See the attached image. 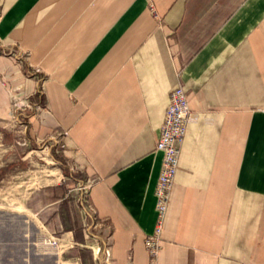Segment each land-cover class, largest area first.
<instances>
[{"label": "crops", "instance_id": "crops-1", "mask_svg": "<svg viewBox=\"0 0 264 264\" xmlns=\"http://www.w3.org/2000/svg\"><path fill=\"white\" fill-rule=\"evenodd\" d=\"M178 84L191 114L156 264H264V0H0V120L27 97L25 140L96 178L90 230L69 190L26 208L60 247L9 242L22 264H149Z\"/></svg>", "mask_w": 264, "mask_h": 264}, {"label": "rangeland", "instance_id": "rangeland-1", "mask_svg": "<svg viewBox=\"0 0 264 264\" xmlns=\"http://www.w3.org/2000/svg\"><path fill=\"white\" fill-rule=\"evenodd\" d=\"M23 129L18 121L0 120V264H22L17 256L20 250L9 242L42 241L33 224L26 221L27 207L45 203L44 192L56 197L69 190L73 209H79V181L85 180L49 142L25 140Z\"/></svg>", "mask_w": 264, "mask_h": 264}, {"label": "built area", "instance_id": "built-area-1", "mask_svg": "<svg viewBox=\"0 0 264 264\" xmlns=\"http://www.w3.org/2000/svg\"><path fill=\"white\" fill-rule=\"evenodd\" d=\"M149 1L150 0H148V2ZM149 8L151 11H154L151 3ZM11 102L10 119L20 122V124L23 125V128H25L27 124L25 121L27 118L26 112L35 106L30 103V100L27 97H17L13 95ZM190 114L185 88L182 84H178L170 92L168 104L165 108L163 121L159 128L155 144V150L161 152L162 160L154 190L156 199L155 226L152 234L145 237V248L149 256V264H156V258L160 248L161 231L167 213L174 179L178 170L180 150L186 135ZM51 140L55 141L56 145L60 144V134L51 136ZM74 167L76 168L75 165ZM95 180V177H90L79 181V194L76 198L85 227L89 230L97 223L94 208L88 198L89 188ZM42 243L54 249L60 247V239L54 234H44L42 237ZM93 251L98 255L100 247L95 245ZM103 252L104 262L110 257V249L105 248L103 249Z\"/></svg>", "mask_w": 264, "mask_h": 264}]
</instances>
